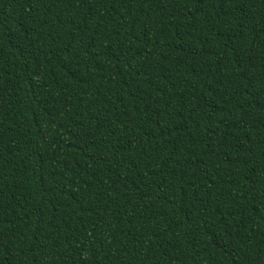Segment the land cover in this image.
<instances>
[{"label": "trees", "instance_id": "obj_1", "mask_svg": "<svg viewBox=\"0 0 264 264\" xmlns=\"http://www.w3.org/2000/svg\"><path fill=\"white\" fill-rule=\"evenodd\" d=\"M0 264H264V0H0Z\"/></svg>", "mask_w": 264, "mask_h": 264}]
</instances>
